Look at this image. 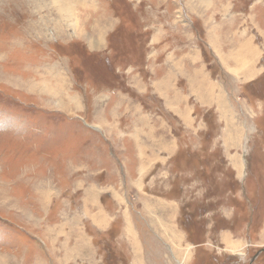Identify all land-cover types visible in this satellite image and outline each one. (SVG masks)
<instances>
[{"label": "rangeland", "instance_id": "1", "mask_svg": "<svg viewBox=\"0 0 264 264\" xmlns=\"http://www.w3.org/2000/svg\"><path fill=\"white\" fill-rule=\"evenodd\" d=\"M74 218L100 264L129 220L140 264H264V0H0V264Z\"/></svg>", "mask_w": 264, "mask_h": 264}, {"label": "crops", "instance_id": "2", "mask_svg": "<svg viewBox=\"0 0 264 264\" xmlns=\"http://www.w3.org/2000/svg\"><path fill=\"white\" fill-rule=\"evenodd\" d=\"M139 119H135V120L133 119V120H131V123H139V121H140ZM93 127L97 129L96 125H94ZM133 128H135V127H133ZM122 130H123L122 127L118 126V128H116V131H118V132H121ZM130 135H131V138H130ZM136 135H137V137H136ZM139 136H140V133H139V128L137 126V128L133 129V131H131V134H128L126 138L131 139L133 141L134 139L138 138ZM133 143H134V141H133ZM133 143H132V145H133ZM137 155L139 156V153ZM140 157H141V155L138 158H136L135 163L132 164L131 169H132V173L135 171V177H136V174L138 176V171H141L142 169H144L143 160H141ZM89 199H90V201H89ZM114 199H116V201H117V198H114ZM91 200H92V197L88 196V198L86 199L85 205L87 206L88 205L87 203L91 202ZM100 205H102V202L100 203ZM163 205L166 206V209H172L173 210V208H174V206L171 204L165 203ZM103 208H104L103 206H102V208L97 206V208H96L97 211L95 213H93V216L91 215L89 218L91 220L92 219L95 220L94 225H98L99 229H102L103 231L104 230L107 231L106 229L107 228L109 229L112 226V224L115 222V220L119 219L120 214L117 211L107 212L105 210V208H104V210H103ZM147 214L149 215L150 218H155L154 213L148 212ZM173 214L166 213L165 217L166 218H172ZM127 216H129V217H131V219H133L132 214L130 212ZM65 219H68V218L65 217ZM72 222L74 224L73 230L71 229V230H69V232H67V233L65 232V234H62V232H60V234L58 233V235H56V233H54L52 231L45 232L44 229H43L44 231L42 230V232H41V234L43 233L44 238H46V240L48 241L49 245H51L52 247H53V245L54 246L56 245L57 241L59 242L60 236H63V235L67 236L65 245L63 244V246L59 247V252L62 253V255H61V260H63V261H61L62 264H93V263L97 264V262H99V264H100V261H105L108 255H113V250L111 251V249H108L109 250L108 252H110V253H105V254L103 253L101 255L98 252L99 250L97 247V242L95 241L94 234L89 229H87L86 227L79 228V224H78L77 219L74 218V221H72ZM133 223H134L133 220H132V222H131V220L127 221V225L125 227V231L127 233L126 232L125 233H126V237L128 238V241H130V245H133L132 246V253L133 254H130L129 256L133 259L134 264H140V263H143V260L145 261L147 256L144 252L145 249H144L143 245L141 244V238H140L137 230L133 226V225H135V223L134 224ZM55 235H56V237H55ZM47 249H49V248H47ZM53 250H56L55 247L53 248ZM120 255L121 254L114 253V258L118 260V259H120ZM44 256H46V255H44ZM38 257L39 256H37V258ZM97 259H98V261H97Z\"/></svg>", "mask_w": 264, "mask_h": 264}, {"label": "bare ground", "instance_id": "3", "mask_svg": "<svg viewBox=\"0 0 264 264\" xmlns=\"http://www.w3.org/2000/svg\"><path fill=\"white\" fill-rule=\"evenodd\" d=\"M66 5H68V3H67ZM94 42H95V41H92V45L95 46ZM96 44H97V43H96ZM69 100H70V99H69ZM103 125H104V124H103ZM104 127H105V125H104ZM100 216H101V215H100ZM101 217H102V216H101ZM103 220H104V219H103ZM103 220H102V221H103ZM180 264H181V263H180Z\"/></svg>", "mask_w": 264, "mask_h": 264}]
</instances>
